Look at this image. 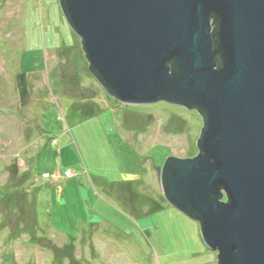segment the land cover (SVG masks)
I'll return each mask as SVG.
<instances>
[{"label":"rangeland","instance_id":"obj_1","mask_svg":"<svg viewBox=\"0 0 264 264\" xmlns=\"http://www.w3.org/2000/svg\"><path fill=\"white\" fill-rule=\"evenodd\" d=\"M59 2L0 0V264H217L156 174L203 117L114 100Z\"/></svg>","mask_w":264,"mask_h":264},{"label":"water","instance_id":"obj_2","mask_svg":"<svg viewBox=\"0 0 264 264\" xmlns=\"http://www.w3.org/2000/svg\"><path fill=\"white\" fill-rule=\"evenodd\" d=\"M59 3L114 100L203 117L197 155L156 168L163 196L217 264H264V0Z\"/></svg>","mask_w":264,"mask_h":264},{"label":"crops","instance_id":"obj_3","mask_svg":"<svg viewBox=\"0 0 264 264\" xmlns=\"http://www.w3.org/2000/svg\"><path fill=\"white\" fill-rule=\"evenodd\" d=\"M42 151V150H41ZM38 154H41V152L39 153H37V155L35 156L36 158H38ZM35 161L33 160V163H34ZM56 172H54V174H55ZM68 173V172H67ZM70 174H71V172H70Z\"/></svg>","mask_w":264,"mask_h":264},{"label":"trees","instance_id":"obj_4","mask_svg":"<svg viewBox=\"0 0 264 264\" xmlns=\"http://www.w3.org/2000/svg\"><path fill=\"white\" fill-rule=\"evenodd\" d=\"M31 169H32V166H31Z\"/></svg>","mask_w":264,"mask_h":264}]
</instances>
